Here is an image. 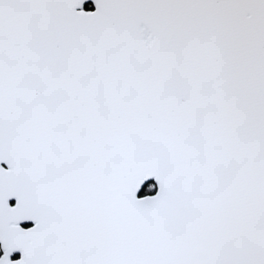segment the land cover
Returning <instances> with one entry per match:
<instances>
[{
    "label": "snow or ice",
    "instance_id": "6c2138e0",
    "mask_svg": "<svg viewBox=\"0 0 264 264\" xmlns=\"http://www.w3.org/2000/svg\"><path fill=\"white\" fill-rule=\"evenodd\" d=\"M0 264H264V0H0Z\"/></svg>",
    "mask_w": 264,
    "mask_h": 264
},
{
    "label": "water",
    "instance_id": "95a60500",
    "mask_svg": "<svg viewBox=\"0 0 264 264\" xmlns=\"http://www.w3.org/2000/svg\"><path fill=\"white\" fill-rule=\"evenodd\" d=\"M12 202H14V201H10V203H12ZM18 255H19V253H14L13 258L17 257Z\"/></svg>",
    "mask_w": 264,
    "mask_h": 264
}]
</instances>
